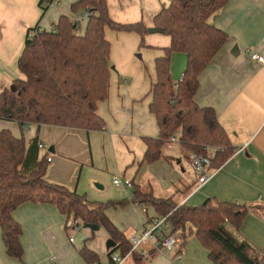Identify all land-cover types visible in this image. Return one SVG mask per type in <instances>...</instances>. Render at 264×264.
Instances as JSON below:
<instances>
[{"label": "crops", "instance_id": "crops-1", "mask_svg": "<svg viewBox=\"0 0 264 264\" xmlns=\"http://www.w3.org/2000/svg\"><path fill=\"white\" fill-rule=\"evenodd\" d=\"M54 1L60 2V5H51L45 11L40 0H0V91L11 86L16 78H22L18 58L28 30L37 24L42 29L52 30L60 15L69 13L71 5L77 0ZM107 1L114 21H141L148 28L157 27L154 16L171 2ZM211 21L227 33L228 40L200 74L195 101L200 106L214 108L236 151L205 184H199L185 148L171 142L169 144L177 150L169 152L163 147V156L146 168L143 166L145 169L141 172L147 148L144 137L159 136L157 119L149 106L156 82L155 58L162 55V48L170 44V37L162 36L166 35L164 32L148 31L146 34L151 35L147 42L150 47H146L149 59L152 58L150 65L154 69V72H150L139 66L135 59L137 55L133 53L138 50L140 35L106 28V37L111 42L110 63L113 67L109 97L99 102L97 109L106 122L103 130L86 132L78 128L33 124L26 128L30 131L26 136L22 132L25 128L18 131L14 121L5 119H0V129L8 128L16 136H24L27 143L37 135L39 142L46 145L41 149V155L49 153L48 157H51L47 178L59 184H74L77 190L81 186L87 190V196H92L97 202L105 199L97 190H105L106 184L115 176L131 180L132 185L123 187L124 191L134 184L144 190L142 181L150 176L152 179L148 181L156 177L162 190L172 192L164 197L173 195L179 204L199 205L211 197L246 204L249 211L241 227L238 230L233 227L229 229L238 239H246L255 248L264 251V63L251 57L252 52L264 56V0H227ZM157 33L160 36H155ZM114 40L120 41L121 57ZM235 45L239 48L237 55L233 54ZM116 57L120 60L119 64L135 65V75L130 71L127 73L123 67H117ZM186 63L184 53H173L171 74L175 82L182 78ZM182 174L188 175L185 178ZM83 175L86 178L84 181ZM95 185L97 190L94 189ZM150 187L154 193L152 185ZM133 204L134 207L139 206L138 203ZM140 205L146 208L147 217L139 231L133 230L131 236L142 234L157 217L155 211L154 215H148L147 205ZM107 214L110 217L108 210ZM14 218L23 229L21 242L24 253L19 259L6 253L0 227V264H90L80 254V249L88 244L70 240L69 229L65 226L67 217L55 204L24 203L15 210ZM180 242L177 248L182 253L179 263L211 264L207 249L194 235L188 238L182 249ZM88 247L95 251L92 246ZM142 248L148 251L156 247L145 242ZM106 249L108 254L107 245ZM161 253L157 252L151 264H164L157 260V255ZM127 264H130V258Z\"/></svg>", "mask_w": 264, "mask_h": 264}, {"label": "trees", "instance_id": "trees-1", "mask_svg": "<svg viewBox=\"0 0 264 264\" xmlns=\"http://www.w3.org/2000/svg\"><path fill=\"white\" fill-rule=\"evenodd\" d=\"M54 0H40L46 11ZM227 0H171L154 16V24L170 37L163 54L155 58L156 82L152 88L150 112L157 119L158 137H144L146 152L143 162L153 163L163 156V147L178 135L186 151L213 154L209 169H219L236 151L230 136L219 122L211 106L195 101L199 76L228 40L227 33L211 21L226 5ZM89 6L84 30L61 14L52 30H28L25 45L18 58L22 78L0 91V119L30 125H54L78 128L86 132L103 130L105 120L98 114V103L109 97L111 86V42L107 27L121 32H136L144 43L148 27L141 21L120 23L109 13L107 0H77L71 12L82 13ZM187 57L182 78L175 82L171 74L172 55ZM14 87V88H13ZM174 97V101L170 98ZM39 138L29 143L8 128L0 129V227L6 253L22 258L23 229L14 218L15 210L27 202L52 203L67 218L83 224L104 226L115 246L112 254L127 255L132 242L107 214L110 206L125 205V201H90L77 189L55 183L47 178L48 154L41 155ZM188 156V155H187ZM134 203L153 207L156 216H166L168 232H180L181 249L194 235L207 249L211 264H261L264 251L246 239L240 240L229 229L238 230L249 211L246 204L209 198L199 205L179 204L173 197L156 196L135 186ZM158 250L147 251L154 257ZM81 256L90 264L100 263L96 251L84 245ZM132 264H143L141 254L130 253Z\"/></svg>", "mask_w": 264, "mask_h": 264}, {"label": "rangeland", "instance_id": "rangeland-1", "mask_svg": "<svg viewBox=\"0 0 264 264\" xmlns=\"http://www.w3.org/2000/svg\"><path fill=\"white\" fill-rule=\"evenodd\" d=\"M63 14L72 16L71 10H70L69 13L65 12ZM76 15H78V14H76ZM76 15H73L72 17H74ZM86 21L87 20H83L81 22L82 30H84V28L86 27ZM146 36L147 37L144 40L145 44H147V42L150 41L149 38H150L151 35H146ZM155 36H160V34L157 33V34H155ZM162 36H165V37L167 36V38H168V35H162ZM114 46H115V48H119L118 49L119 56L121 57L122 49H121V46H120V41H115L114 40ZM147 52H148V49L146 48V46H141L140 44H139L138 50L133 51L134 55H137V57H138V58L136 57L135 59L140 64L139 66L140 67L142 66V68H144V70H149L150 72H152V71L154 72L153 67L150 65V63L152 61V58L149 59ZM138 54H140L142 56L139 57ZM115 59L117 61L115 63L117 65V67L118 66H119V68L123 67V69L127 73H129V71H130V73H134L132 75H135V73H136L135 72V69H136L135 65H133L132 63H127L126 65H125V63L119 64V61H120L119 58L116 57ZM131 71H133V72H131ZM14 122H15L14 125L17 128V130L21 131L22 126L18 122H16V121H14ZM22 132L26 136H28V134H30V131H28L27 129H22ZM164 148L166 150H168L169 152H171L173 150H177L176 147L171 146V144H169V143H166ZM148 164H150V163H148V162L141 163V165H142L141 166V172H143V170L146 168V166H148ZM143 166H145V168H143ZM186 166H187V164H186ZM189 172H190V170L188 169L187 173H189ZM187 175L188 174H184V175L182 174V177L186 178ZM149 178L152 179V177L149 176V177L144 178L143 181L141 180L142 184H143L142 186H144L143 188H144L145 191H150V189H151L150 185H152V187L154 188V195H156V196L164 197V196L170 195V193H172V192H169L167 190L166 191L162 190L160 188L161 187L160 183H159V181L157 180L156 177H154L153 180H149L148 181ZM123 179H125V178H123ZM82 180L83 181L86 180L84 175L82 176ZM135 183H138L137 180H135ZM140 184H141V182H140ZM63 185L69 186L72 189L75 188L74 184H73L74 186L73 185L70 186L69 184H63ZM135 186H137V184H134L132 188H129V190L124 191L122 186H116L114 184L113 180H112V181H110L109 184H106L105 190L98 191L97 190L98 187L96 185H95V188H94L95 190H97L98 194H103L105 196V199L102 200L103 202H109V201L110 202L111 201L112 202H116V201H125L126 202L125 205H114V206L112 205V206H110L108 208V213L110 215L111 220L115 223V225L119 229L124 231L127 234V236L129 237V239H131L133 237V236H131L132 231L133 230L139 231L141 223L143 221H145V219L147 217L146 208H143L140 204H138L139 206L134 207L133 199H134ZM86 191L87 190H83V188L81 186H79V190H78L79 193L85 194L87 196L88 194H86L87 193ZM91 193H93V191ZM87 198L90 201L91 200L94 201L92 199V196H87ZM147 210H148V215H150V216L154 215V211L155 210L153 209V207L148 206ZM79 223H80V230L72 229V228L69 229V236H71L74 239H76L79 244L82 243V245H83V243L86 242L88 244V246L89 245L92 246L95 249V251L98 253V255H99V262L102 263V264H108L109 263V258H108L107 249H106V242H107V240L110 239V235H109L107 229L104 226H101V227H99L98 230L92 231L90 228L84 227V224L82 222H79ZM134 236L139 237V236H141V234L134 235ZM154 257L148 255L147 257L143 258V264H151V263H153L154 262V260H153ZM157 257H158L157 260L161 261L164 264H174V263L175 264H181V263H179L180 262L179 259H175L176 260L175 262L171 261L170 258L168 259V257L165 256L162 253L160 255H157ZM130 264H132V261H130Z\"/></svg>", "mask_w": 264, "mask_h": 264}, {"label": "built area", "instance_id": "built-area-1", "mask_svg": "<svg viewBox=\"0 0 264 264\" xmlns=\"http://www.w3.org/2000/svg\"><path fill=\"white\" fill-rule=\"evenodd\" d=\"M59 6L60 2L54 1L49 6ZM93 14L90 7L87 6L85 10L82 13H79L78 15L72 17V21L78 24H81L83 20H87L89 16ZM40 31L43 30L41 27L39 29ZM251 57L255 60H258L261 63H264V56L257 53L252 52ZM171 101H174V97L170 98ZM28 128V127H23ZM171 143L174 144H180L179 143V137L178 135H175L171 137L170 139ZM46 145L43 143H39V148H45ZM208 154H198L195 151L188 150L187 155L188 158L191 161V164L195 170L196 175L198 176L199 184L203 185L206 182H208L214 175L215 171H212L209 169V165L211 163V157L213 152L208 149ZM48 161H51V157H48ZM113 182L116 186H131L132 182L129 179H123L120 176H115L113 179ZM143 205V204H142ZM80 221L73 218H67L65 226L67 229H78L80 230ZM168 224H167V217L166 216H157L154 217L152 222L149 224V228L144 230V232L141 234V236L136 237L133 236L130 240L132 242V248L131 251L125 255L122 256L118 252H114L112 254V260L114 261V264H127L128 258H130V253L132 251L137 252L141 254L142 257H147V250L142 248V244L145 242L152 243L158 251H161L165 256L172 258L173 260L179 259L182 256V253L178 251V244L181 241V234L180 232H174L171 234H166L168 232ZM71 241H74L73 237H70ZM98 264V263H93Z\"/></svg>", "mask_w": 264, "mask_h": 264}, {"label": "water", "instance_id": "water-1", "mask_svg": "<svg viewBox=\"0 0 264 264\" xmlns=\"http://www.w3.org/2000/svg\"><path fill=\"white\" fill-rule=\"evenodd\" d=\"M148 31L151 32V33L164 32V30L162 28H160V27L148 28ZM238 52H239V48H238L237 45H235L234 50H233V54L234 55H237ZM84 227L91 228L92 230H98L99 229V225H96V224H84ZM106 245H107V248L110 249L111 247H114L115 246V241L112 240V239H109L107 241V244ZM261 264H264V260H261Z\"/></svg>", "mask_w": 264, "mask_h": 264}]
</instances>
